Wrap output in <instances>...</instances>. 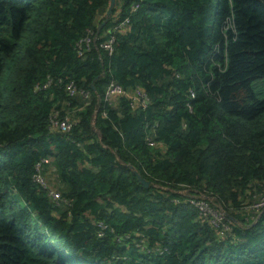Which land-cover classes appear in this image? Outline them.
Returning a JSON list of instances; mask_svg holds the SVG:
<instances>
[{
  "label": "trees",
  "instance_id": "1",
  "mask_svg": "<svg viewBox=\"0 0 264 264\" xmlns=\"http://www.w3.org/2000/svg\"><path fill=\"white\" fill-rule=\"evenodd\" d=\"M110 2L0 0V264H264V0Z\"/></svg>",
  "mask_w": 264,
  "mask_h": 264
},
{
  "label": "built area",
  "instance_id": "2",
  "mask_svg": "<svg viewBox=\"0 0 264 264\" xmlns=\"http://www.w3.org/2000/svg\"><path fill=\"white\" fill-rule=\"evenodd\" d=\"M124 23L125 22L117 25L115 27V29H121V27ZM96 39H97V36L95 35V33L93 31H89V33L85 37L80 39L78 44H77V51H78L79 55H83L85 50L89 49L91 47V44ZM114 42H115V36L113 33H111L100 44V47H102L103 49H105L109 52H112L114 49ZM51 82H52V80L49 79L48 82L41 87L45 88ZM66 89L70 95L75 94V87H74L73 82H70L67 85ZM124 94H126V90L122 85H120L116 82H111L106 89L105 99L110 101V100H113L114 98L121 96V95H124ZM133 94H134L132 97L133 98V106H135V103L138 100H140L143 104H146L148 102V98H147L146 94L141 89L137 88L133 92ZM51 125H52L53 129H59V130L66 132V131L71 130V128L74 125V122L69 117L59 118L56 115V116H53V118L51 119ZM150 144L156 145L154 142H150ZM47 163H48L47 159H42L40 162H38V164L36 166L35 179L39 183L40 186H42L44 189L48 190V195L50 196L52 201H54V203L56 205H59L61 202H64V200L62 199L61 194L56 189H53L51 186H49V182L43 173L44 166ZM190 201L192 204L196 205L204 215L211 217L212 222L215 225L218 226L219 224H221L223 229H226V230L228 229V225L225 223L226 215H227L226 212H224V211H219L220 213L217 212L218 210L213 207V205L215 206V203L213 202L212 198L206 199V198H198V197L192 196ZM250 208L252 210H254L255 212L261 211L264 208V195L260 198L259 202H257L256 204H251Z\"/></svg>",
  "mask_w": 264,
  "mask_h": 264
},
{
  "label": "water",
  "instance_id": "3",
  "mask_svg": "<svg viewBox=\"0 0 264 264\" xmlns=\"http://www.w3.org/2000/svg\"><path fill=\"white\" fill-rule=\"evenodd\" d=\"M115 3H116V0H111L110 6L106 12L105 20L102 22V24L99 25V29H101L109 21L111 14L113 12ZM130 168L132 169L133 173L137 176L139 182H141L144 186L148 187L151 184V182L147 180L145 177H143L141 173L134 166L131 165Z\"/></svg>",
  "mask_w": 264,
  "mask_h": 264
},
{
  "label": "crops",
  "instance_id": "4",
  "mask_svg": "<svg viewBox=\"0 0 264 264\" xmlns=\"http://www.w3.org/2000/svg\"><path fill=\"white\" fill-rule=\"evenodd\" d=\"M116 98H114L112 101H114ZM162 151H165L164 148H160ZM49 164V163H48ZM44 170H46L47 174H48V177H49V180H51V182L53 181V177H54V174H55V168L53 165H47V167L45 168L44 166Z\"/></svg>",
  "mask_w": 264,
  "mask_h": 264
},
{
  "label": "rangeland",
  "instance_id": "5",
  "mask_svg": "<svg viewBox=\"0 0 264 264\" xmlns=\"http://www.w3.org/2000/svg\"><path fill=\"white\" fill-rule=\"evenodd\" d=\"M261 197H262V196H261ZM261 197H259V198L257 199V201L254 202L253 204H256L257 202H259ZM246 206H247V205H246ZM217 212H219V211H217ZM219 213H220V212H219ZM219 213H218V214H219Z\"/></svg>",
  "mask_w": 264,
  "mask_h": 264
}]
</instances>
